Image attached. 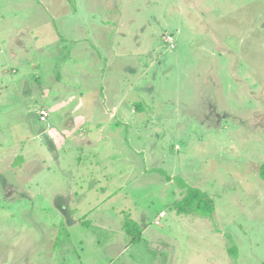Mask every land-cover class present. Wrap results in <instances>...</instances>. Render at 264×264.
<instances>
[{"label": "rangeland", "instance_id": "rangeland-1", "mask_svg": "<svg viewBox=\"0 0 264 264\" xmlns=\"http://www.w3.org/2000/svg\"><path fill=\"white\" fill-rule=\"evenodd\" d=\"M73 1L0 0V264H264V0Z\"/></svg>", "mask_w": 264, "mask_h": 264}, {"label": "crops", "instance_id": "crops-1", "mask_svg": "<svg viewBox=\"0 0 264 264\" xmlns=\"http://www.w3.org/2000/svg\"><path fill=\"white\" fill-rule=\"evenodd\" d=\"M65 125H67V128H65L64 132L66 131L68 135L69 134L72 135V132L77 127L80 126V123H66ZM3 129L0 127V132L4 131ZM29 133H31V132H29ZM32 133L35 134V132H32ZM43 133H45V131H43L42 134ZM1 137H3V136L1 135ZM4 143H6L7 146L4 145L5 149H3V150L0 149V167H2L4 164H5V167H7L6 166L7 164H12V160H13L14 157H16L15 159H19V158L23 159L24 158L23 152H18L15 148L12 147L11 143H9L6 139H4V141H2L0 139L1 146ZM26 153L28 154V150H26ZM15 165L16 166L11 165V167L13 169L11 167H9V165H8L9 171L12 172V174L9 177L15 178V179L19 180V182L16 181L14 183L13 181H8L9 178L6 177L5 175H2L3 173H0V176L3 177L2 182L0 180V182H1L0 185L6 184V186L4 188H2L1 191L4 193L3 196H4L6 201H9V197H13L14 198V196H12V194H14V193H22L21 195L18 194V200H20V203L21 202L30 203L31 201H33V199L37 198L36 195L34 194L36 192L35 181H33L32 177L30 175V172H29L30 168H31L30 162H28L27 164L26 163L23 164L21 162L19 164H15ZM8 167L6 169L7 171H8ZM15 172H18V173H15ZM21 173L24 174V175H22L23 181L22 180L20 181V179H19ZM20 187H22V188H20ZM41 197L42 196H40V198Z\"/></svg>", "mask_w": 264, "mask_h": 264}, {"label": "trees", "instance_id": "trees-1", "mask_svg": "<svg viewBox=\"0 0 264 264\" xmlns=\"http://www.w3.org/2000/svg\"><path fill=\"white\" fill-rule=\"evenodd\" d=\"M73 4V0H70ZM262 170L264 172V165L262 166ZM184 195L186 196V199L189 200H196L197 201V208L199 209L198 211L201 212L200 207H202V205L204 203L209 202V204L207 206L204 207L203 212H201L200 215L202 216H211L212 212H213V201L212 199L207 195V193L201 191L198 188L195 187H191V186H187L184 192ZM196 207V206H195ZM198 211H194L195 213Z\"/></svg>", "mask_w": 264, "mask_h": 264}, {"label": "built area", "instance_id": "built-area-1", "mask_svg": "<svg viewBox=\"0 0 264 264\" xmlns=\"http://www.w3.org/2000/svg\"><path fill=\"white\" fill-rule=\"evenodd\" d=\"M49 113L46 109H42L39 112V120L40 121H46L47 117H48ZM164 217V213H160V217L159 218H163ZM155 223H158V219H156Z\"/></svg>", "mask_w": 264, "mask_h": 264}]
</instances>
